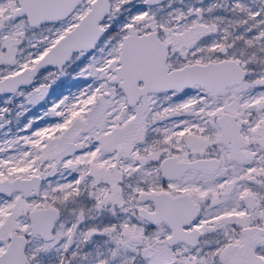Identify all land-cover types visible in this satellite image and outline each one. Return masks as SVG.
Returning <instances> with one entry per match:
<instances>
[{
	"label": "snow or ice",
	"instance_id": "6c2138e0",
	"mask_svg": "<svg viewBox=\"0 0 264 264\" xmlns=\"http://www.w3.org/2000/svg\"><path fill=\"white\" fill-rule=\"evenodd\" d=\"M0 264H264V0H0Z\"/></svg>",
	"mask_w": 264,
	"mask_h": 264
}]
</instances>
